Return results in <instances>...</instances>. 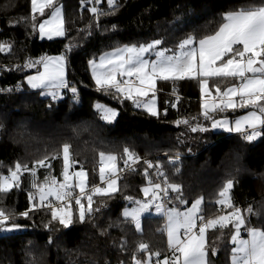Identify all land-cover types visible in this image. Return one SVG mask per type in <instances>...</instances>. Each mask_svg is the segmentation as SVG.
<instances>
[{
	"label": "trees",
	"instance_id": "16d2710c",
	"mask_svg": "<svg viewBox=\"0 0 264 264\" xmlns=\"http://www.w3.org/2000/svg\"><path fill=\"white\" fill-rule=\"evenodd\" d=\"M62 1L66 34L48 40L38 37V24L44 16L36 13L37 28L32 30L31 0H0V42L13 45L11 51L0 53V89L16 88L17 84L23 89L0 93V174L7 175L8 168H14L17 161L31 168L34 161L60 153L57 159L50 160V171L61 179L64 143L71 145L74 166L89 168L91 183L99 179L101 151L117 157V169L121 156L125 157V147L138 158L180 154L179 161L164 163L169 181L181 185L187 203L180 204L174 193L169 200L175 198L176 205L187 206L203 197V215L215 218L228 211L216 202L223 185L231 179L229 195L234 205L242 210L251 205L254 211H260L261 216L251 217V226L264 227V136L246 142L239 134L222 129L193 133L183 124L178 126L175 121L188 119L192 125L210 127L200 114L197 80L158 81L160 112L151 116L132 101L98 90L88 64L92 56L114 47L153 39H161L169 49L176 48L189 33L200 37L214 32L223 13L261 0H116L114 9L108 7L107 0H100L99 9L107 14L98 19L88 11L96 7L92 0ZM21 17H27L29 22L10 23ZM68 45L70 51L66 50ZM61 53L66 54L68 82L77 88L79 102L73 101L68 90L53 100L24 88L25 76L36 68L17 69L26 59ZM97 103L115 108L116 119H101ZM246 110L238 108L214 115L216 119L233 118ZM148 171L139 165L117 177L120 191L111 198L95 197L93 206L101 210L84 223L65 229L54 222L50 231L44 227L51 218L47 209L30 212L28 219L18 218L24 229L0 232V264H25L27 253L35 256L37 264H133L139 242L147 243L150 251H159V259H163L168 255L166 232L158 231L165 224L163 216L145 213L141 218L142 234L122 217L124 208L133 205L125 196L144 199L141 189L148 185V179L152 180ZM47 172L38 167L36 179L42 182ZM30 180V175L24 173L19 188L0 194V207L15 213L28 210ZM242 235L247 236L243 231ZM207 240L209 264H231V229L222 234L210 230ZM213 248L215 255L211 254ZM137 257L144 259L145 254L137 253ZM156 259L153 257L154 262Z\"/></svg>",
	"mask_w": 264,
	"mask_h": 264
},
{
	"label": "snow or ice",
	"instance_id": "6c2138e0",
	"mask_svg": "<svg viewBox=\"0 0 264 264\" xmlns=\"http://www.w3.org/2000/svg\"><path fill=\"white\" fill-rule=\"evenodd\" d=\"M92 2L99 4L100 0ZM107 4L110 9H114L116 0H107ZM46 9H50L51 14L48 19L38 24L40 37L51 40L53 37L65 36V20L55 0H31L32 30L37 28L36 13L43 16ZM88 11L97 19L100 15L107 14L95 6L88 8ZM20 22L28 23L29 20L21 17L10 23ZM162 43L161 39H153L147 43L124 45L102 54L98 62L89 60L97 89L105 93L113 92L132 101L136 107L143 106L151 116H158L155 104L158 81L197 80L201 97L200 114L205 121L210 122V127L200 123L192 125L188 119L175 121L178 126L183 124L193 133L222 129L228 133L239 134L246 142L264 136V0L259 4L240 6L223 13L214 32L200 37L189 33L179 41L175 49L163 48ZM12 47L9 42H0V52L11 51ZM66 50L70 51L71 46H66ZM20 68H36V73L26 76L25 80L29 88L42 89L41 95L56 100L60 98L61 90H68L72 93L73 101L79 102L77 88L66 79L65 53L42 56L37 60L26 59L23 65L17 66L18 70ZM20 87V84L16 85L17 89ZM149 93H152L151 100L144 102L140 99L147 97ZM95 107L104 121L110 122L117 115L115 109L105 105L97 103ZM237 108L251 110L233 121L215 118L214 114L235 111ZM59 156L60 153H54L51 157L45 156L34 161L31 168L26 163L17 161L14 168H8L7 175L0 174L2 195H7L13 188H19L24 173L30 175L32 189L28 194V210L15 213L0 207V232L24 229L25 225L18 223L17 219H28L30 212L43 209H47L51 217L44 225L45 228L51 231L53 223L57 222L67 229L74 223H84L101 210L100 207L93 206L95 197L111 198L120 191L115 155L102 151L99 153L101 184L91 186L88 174L82 166L78 171H70L76 161L69 143L62 145L63 180L58 181L51 175L50 160ZM124 156L127 157L126 166L129 160L135 163L139 159L127 147L124 148ZM145 163L149 168L153 167L150 162ZM38 167L48 169L42 182L36 179ZM155 167L159 169L160 166ZM145 176L147 178V169ZM157 176L163 177V181L158 183L148 179V185L141 189L144 199L124 197L132 202L133 207H126L122 217L125 223L132 224L135 231L142 234L141 218L154 209L155 214L165 219L163 228L158 231L166 232L167 247L171 255L159 259V251H150L147 243L139 242L132 256L133 264H153V257L157 258L155 264H209V231H219L222 234L229 228L233 245L231 264H264V227L251 226V217H259L261 212L254 211L251 205L243 210L234 205L229 195L233 187L231 179L223 185L218 194L220 199L216 202L222 210L228 211L215 218L206 219L202 208L203 197L194 199L191 207L184 211L175 206L166 207L165 202L170 198V193L175 194L180 204H186L187 201L183 198L180 184L170 182L164 172L158 171ZM242 231L247 234V238H242ZM124 243L122 241V247ZM137 253L145 254V258L139 259ZM211 254L215 255L214 248ZM26 255L29 259L25 264H37L34 255Z\"/></svg>",
	"mask_w": 264,
	"mask_h": 264
},
{
	"label": "built area",
	"instance_id": "2783aa9c",
	"mask_svg": "<svg viewBox=\"0 0 264 264\" xmlns=\"http://www.w3.org/2000/svg\"><path fill=\"white\" fill-rule=\"evenodd\" d=\"M96 7L99 9L98 4H96ZM7 89H12V91H7ZM22 90L23 89L21 87L19 89H17V88H13V87L8 86L6 88L0 89V93L9 94V93L19 92ZM61 91H64V90H61ZM181 158H182V155H180V154H173V155L156 154L153 156L139 157V159L135 163H132V161L129 160L128 165L126 166L125 160H127V158L121 156V160L119 162V168L117 169L118 170L117 171V177H122L125 172H127L129 170H134L139 165H143L146 168H148V170H149L148 172H150L149 177L152 178V180L155 179L158 181V183H161L163 181V177L157 176V172L160 171V172L166 173L164 161H166L169 164H172L171 162L179 161ZM145 161L150 162L153 165V167L149 168L148 164L145 163ZM155 165H159L160 166L159 169H157L155 167ZM99 166H100V164L98 163V165H97L98 171H99ZM84 170L88 171V172L90 171L89 168H85V167H84ZM93 184H101L100 179H97L96 181H94ZM91 185H89V186H91ZM77 192H78V190H77ZM170 195H171V193H170ZM168 200L165 202L166 206H167ZM168 255H171V253L169 251H168Z\"/></svg>",
	"mask_w": 264,
	"mask_h": 264
},
{
	"label": "rangeland",
	"instance_id": "374dc122",
	"mask_svg": "<svg viewBox=\"0 0 264 264\" xmlns=\"http://www.w3.org/2000/svg\"><path fill=\"white\" fill-rule=\"evenodd\" d=\"M55 2H56V4H57V6H59L60 8H61V10H62V13H63V17H64V20H65V4H64V2L62 1V0H55ZM39 14V13H38ZM51 14V10L50 9H46L45 10V14L43 15L44 16V18L40 21V22H43L44 20H46V19H48V17H49V15ZM40 15V14H39ZM66 28V27H65ZM66 30V29H65ZM38 37L40 38V39H48L47 37H44V38H41L40 37V35H39V30H38ZM64 37V36H63ZM63 37H53L52 39H57V38H63ZM48 40H50V39H48ZM122 46H124V45H121V46H118V47H122ZM162 47L163 48H167L166 46H164L163 44H162ZM115 48H117V47H114V48H112V49H109V50H107V51H104L103 53H101L100 55H98V56H92L91 58H90V60H96L97 62L99 61V58H100V56L102 55V54H104V53H107V52H111L113 49H115ZM169 49V48H168ZM172 49H175V48H172ZM57 55H60V54H54V55H47V56H57ZM151 58H154V57H151ZM90 68V67H89ZM36 73V71H34V72H32V73H30V74H28V75H34ZM90 73H91V76H92V70H91V68H90ZM28 75H26V76H28ZM25 76V77H26ZM66 79L68 80V73H67V63H66ZM93 79V78H92ZM23 83H24V88H26V89H28V90H35V91H39V92H41L42 91V89H31V88H29L28 86H27V83H26V80H25V78H24V80H23ZM157 84H158V82H157ZM210 84H211V82H210ZM157 86V85H156ZM63 93V91H61V93H60V95ZM213 94H214V92H213ZM151 98H152V93H149V95L147 96V97H142V98H140L142 101H144V102H147V101H149V100H151ZM159 99H158V95H157V93L155 92V104H156V108H157V111H158V114H159V101H158ZM108 107V106H107ZM109 108H111V107H109ZM141 108H143V106H141ZM112 109H115V108H112ZM144 109V108H143ZM238 109V108H237ZM116 110V109H115ZM249 110H251V109H248V110H246V111H244V112H242V113H240V114H238V115H236L235 117H233V118H231V117H227V116H225V117H222V118H227V119H229L230 121H233V120H235L236 118H238V117H240V116H243V115H245L246 114V112L247 111H249ZM100 113V112H99ZM116 113H117V115H118V112H117V110H116ZM101 114V113H100ZM117 115H116V117H117ZM116 117L112 120V121H114L115 119H116ZM221 119V118H220ZM216 130H221V129H216ZM0 133H1V126H0ZM78 171V170H80V168H76L74 165H73V168L72 169H70V171ZM87 172V174H88V180H89V178H90V173L88 172V171H86ZM57 180L58 181H62L63 180V177L61 178V179H59L58 177H57ZM117 183H118V180H117ZM91 184H93V182L91 183V181L89 180V185H91ZM177 204V201L175 200V198H172L171 200H168V203H167V206L166 207H173V206H175V207H177L180 211H184L187 207H191V205H187V206H183V205H185V204H183V205H181V206H179V205H176ZM127 208H131V207H133V205H130V206H126ZM125 207V208H126ZM124 208V209H125ZM149 213H155V211H154V209L153 210H151ZM165 220V219H164ZM4 233V232H3ZM241 236H242V238H247V236H244V235H242V232H241ZM155 259H156V257H155ZM153 264H155V262L153 261Z\"/></svg>",
	"mask_w": 264,
	"mask_h": 264
},
{
	"label": "crops",
	"instance_id": "0c3cea01",
	"mask_svg": "<svg viewBox=\"0 0 264 264\" xmlns=\"http://www.w3.org/2000/svg\"><path fill=\"white\" fill-rule=\"evenodd\" d=\"M95 82V81H94Z\"/></svg>",
	"mask_w": 264,
	"mask_h": 264
}]
</instances>
